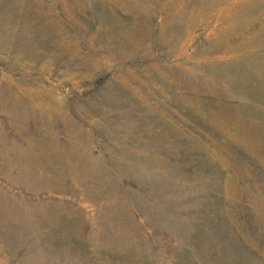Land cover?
Masks as SVG:
<instances>
[{"label": "rangeland", "instance_id": "rangeland-1", "mask_svg": "<svg viewBox=\"0 0 264 264\" xmlns=\"http://www.w3.org/2000/svg\"><path fill=\"white\" fill-rule=\"evenodd\" d=\"M1 31L0 91L31 93L32 114L27 135L0 98V190L82 216L26 249L0 233V264H264V0H0ZM37 133L71 134L108 189L78 172L26 188L8 156L43 165Z\"/></svg>", "mask_w": 264, "mask_h": 264}, {"label": "bare ground", "instance_id": "bare-ground-1", "mask_svg": "<svg viewBox=\"0 0 264 264\" xmlns=\"http://www.w3.org/2000/svg\"><path fill=\"white\" fill-rule=\"evenodd\" d=\"M248 5L250 4L244 6L247 7ZM239 6L240 5H238V7ZM236 9L237 8L234 7L233 11ZM5 33L6 32L1 31L0 35L5 36ZM6 39L2 41V45L7 44ZM10 94H8L7 91H0V98L2 102L1 105L6 108L14 118H16L18 127L20 126V128L24 130V133L29 135V131L24 127V124L30 120L32 107L24 105V103L26 102V99L30 98L32 95L31 93L25 91L22 92V97H12ZM38 112H40V115L37 118L40 120L39 123L41 128L49 129L50 123L45 121L42 111L38 110ZM60 113L62 114L63 112ZM72 140L74 139L71 137V134L68 140L58 142V140H55L53 137L46 138L45 136H41L40 133H37L31 142V146L35 151H39L40 155L42 156L41 158L43 160V165L39 167L37 161L33 159V152L31 150L28 152L25 147L20 149L22 150L20 153L15 152L9 154L8 158L12 161L23 162L29 165V173L22 175V179L28 184L25 186L26 188H32V190L36 192L48 189H54L57 191L70 190L64 183V177L69 179L72 175H75L78 172L82 175H77V177H91L93 179V186H90L85 181L84 186L86 187L85 189H88L89 196L95 198L97 195L105 192V188L107 187L103 181L104 173L97 165L93 164V162L89 160L90 156L87 152L81 150L79 151L75 147L76 141L74 142ZM9 142H11V145H14L13 141ZM74 160H78L79 163L80 169L77 168V171L74 167ZM38 168L49 171L52 169L55 175L47 177L42 171H38ZM77 177L75 176V179ZM14 197L15 196H12L10 193L0 190V233L3 234L4 237H2L5 240L10 239L11 241H16L20 244L26 243L25 249L32 242H34L32 232L39 229L41 226L49 224L55 219L59 220L64 216H82V212L79 211L78 208L76 209L73 203L64 202L65 200L60 198H58V200L47 199V201H43L41 203L35 202L32 204H21L16 202ZM28 206H32L33 209L29 208ZM114 209V207L109 208L108 206L106 208L105 213L109 216V218H111L109 223L114 220ZM81 219L82 218H80V220ZM29 250H33V248ZM36 259L26 258L21 262V264H37L38 260Z\"/></svg>", "mask_w": 264, "mask_h": 264}]
</instances>
